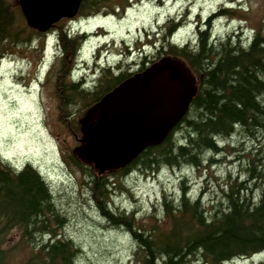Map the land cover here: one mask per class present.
<instances>
[{
	"label": "rangeland",
	"instance_id": "1",
	"mask_svg": "<svg viewBox=\"0 0 264 264\" xmlns=\"http://www.w3.org/2000/svg\"><path fill=\"white\" fill-rule=\"evenodd\" d=\"M9 1L13 11V28L24 34H31V37L26 46L18 48L17 45L10 44L0 46V54H3L0 60L2 61L0 63V157L8 159L19 167L26 159L31 160L34 167L47 177L56 199L55 209L63 219L61 225L57 227V233L62 239L73 241L80 250L77 264H141L133 257L136 245L127 230L107 223L100 216L89 188L92 179L90 174L95 173L92 170H83L84 168L70 163L69 159H67L69 162H64L63 157L66 154H62L61 151L71 154V149L76 144L74 136H77V130L72 122H77L78 112L80 115L83 114L82 105L77 104L66 109L71 115L65 117L61 111L63 104L58 100L53 89V80H45L42 85L31 83L27 87L28 82L34 80L36 76L34 64L37 63L41 52L39 48H35L38 42L34 40L36 37L33 35L36 34L26 27L17 0ZM112 1L109 4L110 8L107 9L108 13L102 18L81 23L73 19L62 24L86 31L91 36L107 31L115 40L127 42L130 49L144 45L141 47L143 54L135 53L127 64L129 66L125 65L123 71L124 69L136 71L143 57L153 59L156 55V47L147 46V34L154 33L161 25L163 28L170 17L175 18L183 12L188 11L192 16L187 27L182 28L175 35L173 40L176 43L195 38L196 22L202 23L212 13L217 12L220 6L227 3H231L235 8L240 5L243 10H234V13H229L214 22L211 43L224 42L227 35L235 36L233 40L235 42L236 37L241 35V25L251 28H260L264 25V0H127L131 8L125 13L119 12L115 16H108L112 7L124 2V0ZM24 37L22 34L21 38ZM92 41L83 49L84 56L93 54L96 40ZM45 43L46 53L51 55L54 41L48 40ZM122 49L126 51L124 44ZM116 59L110 56L108 61ZM48 60L51 58L49 57ZM50 69L52 67L47 64L41 69L40 75L46 71L44 72L46 77ZM60 116H63L62 120ZM40 120L46 127L45 131L40 128ZM17 125L18 128H15ZM253 133V136H250L246 130L238 129L231 136L219 137L218 142L222 152L219 154L205 152L200 168L184 164L163 165L154 173L133 168L125 175H110L107 177L111 181V183L107 181L111 188L109 206L115 212L133 213L137 222L147 225L154 219L150 218L153 215L160 220L157 221L158 224L162 221L164 196L171 203H179L184 188L189 192L188 195L192 200L201 196L206 208L218 203H227L225 193L228 192V186L234 182L249 180L245 157L255 155L258 150L264 149V129L255 130ZM186 135V130L181 128L175 132L174 139L181 141ZM53 136L60 150L58 154L53 141L49 139ZM211 158L214 160L212 164H210ZM252 181L249 180L248 184L253 185ZM22 235L23 230L18 228L9 230L5 235L2 247L7 251L6 264H29L30 258L37 251V244L42 241L40 236H43L44 242L48 240V237L40 233H33L28 237ZM259 262V256H254L223 264H258Z\"/></svg>",
	"mask_w": 264,
	"mask_h": 264
},
{
	"label": "trees",
	"instance_id": "2",
	"mask_svg": "<svg viewBox=\"0 0 264 264\" xmlns=\"http://www.w3.org/2000/svg\"><path fill=\"white\" fill-rule=\"evenodd\" d=\"M112 2L83 0L79 15L101 12ZM13 24L10 1L0 0V45L24 39L22 31L14 30ZM209 25L210 20L206 26ZM174 27H169L167 33ZM209 35L207 29L199 32L193 48L188 45L178 48L168 42L160 47L157 57L161 53L170 54L187 63L200 78L199 91L190 112L175 129L176 132L182 128L187 135L178 141L174 139L175 132L172 133L160 146L147 149L131 167L148 172L162 165L200 167L206 151L222 150L215 137L230 136L238 129L253 136L255 130L264 129V26L257 29L254 40L246 48L235 45L230 38L209 43ZM61 42L64 48L67 43L68 65L73 47L64 37ZM106 78L93 92L67 90V104L86 102L84 106L87 103L90 106L126 76L114 79L112 87H106L111 83ZM245 158L253 185L248 184L249 180L231 183L225 193L227 203L209 208L201 203V196L190 203L184 192L179 203L167 202L164 198V217L159 224L154 215L144 225L133 215L109 209V187L104 178L92 176L89 188L102 219L127 230L136 245L135 258L141 264H222L264 251V149ZM210 162L214 160L211 158ZM55 203L49 185L35 170L27 167L16 174L0 161V264H6L7 251L2 246L5 235L13 228L23 230V237L33 233L55 237L51 223L62 222ZM40 238L39 254L34 258L36 264H77L80 251L72 241L43 243V237Z\"/></svg>",
	"mask_w": 264,
	"mask_h": 264
},
{
	"label": "water",
	"instance_id": "3",
	"mask_svg": "<svg viewBox=\"0 0 264 264\" xmlns=\"http://www.w3.org/2000/svg\"><path fill=\"white\" fill-rule=\"evenodd\" d=\"M19 0L27 24L41 32L77 13L81 0H47L32 8ZM176 89L170 102L169 91ZM196 93L193 77L178 59L165 57L106 95L83 120L76 149L99 173L123 168L144 149L161 144L186 113ZM120 143L116 146L115 143Z\"/></svg>",
	"mask_w": 264,
	"mask_h": 264
},
{
	"label": "flooded vegetation",
	"instance_id": "4",
	"mask_svg": "<svg viewBox=\"0 0 264 264\" xmlns=\"http://www.w3.org/2000/svg\"><path fill=\"white\" fill-rule=\"evenodd\" d=\"M66 91H67V87L65 86L61 92H66Z\"/></svg>",
	"mask_w": 264,
	"mask_h": 264
},
{
	"label": "bare ground",
	"instance_id": "5",
	"mask_svg": "<svg viewBox=\"0 0 264 264\" xmlns=\"http://www.w3.org/2000/svg\"><path fill=\"white\" fill-rule=\"evenodd\" d=\"M221 7V6H220ZM192 16V15H191ZM214 141V140H213ZM214 151V150H213ZM223 198V197H222Z\"/></svg>",
	"mask_w": 264,
	"mask_h": 264
}]
</instances>
